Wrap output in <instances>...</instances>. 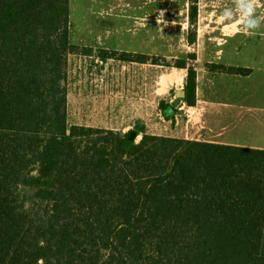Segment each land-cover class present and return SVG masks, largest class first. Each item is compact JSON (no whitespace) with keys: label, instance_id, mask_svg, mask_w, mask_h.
I'll use <instances>...</instances> for the list:
<instances>
[{"label":"trees","instance_id":"16d2710c","mask_svg":"<svg viewBox=\"0 0 264 264\" xmlns=\"http://www.w3.org/2000/svg\"><path fill=\"white\" fill-rule=\"evenodd\" d=\"M70 14L71 0H0V264H264V149L69 122L71 54L185 70L177 101L195 107L197 53L74 44ZM177 103L160 101L166 118Z\"/></svg>","mask_w":264,"mask_h":264},{"label":"rangeland","instance_id":"374dc122","mask_svg":"<svg viewBox=\"0 0 264 264\" xmlns=\"http://www.w3.org/2000/svg\"><path fill=\"white\" fill-rule=\"evenodd\" d=\"M191 4V0H71L70 37L75 44L101 42L109 47H122L124 51L131 47L138 51L145 49L169 61L196 52L198 59L190 62L198 71V109L201 112V120L194 127L197 130L195 137L208 139L205 121L208 122V115L214 110V101L219 103V108H225L227 102L236 103V107H255L263 93L264 84H260L258 71L249 77L244 76L241 84L235 83L232 76L226 80L224 75L221 80L211 79L210 83L212 71L206 65L214 51L218 50L222 59L226 51L227 61L255 67L260 59L258 52L264 50V37L259 35L264 33V23L256 35L239 34L236 38L228 39L225 46L226 39L237 31L239 22L238 13L231 20L224 17L226 8L235 12L234 0H198L199 12L195 26L189 21ZM260 4L257 14L264 16V1L260 0ZM193 28L197 32L195 45L188 41ZM149 32L152 33L151 38ZM258 42H263V45H258ZM235 46L240 47L238 53L233 51ZM223 48L225 51L219 53ZM166 68L153 65L154 80L155 73ZM179 74L182 78L183 73ZM181 103L186 113L190 107L183 101ZM231 129L228 134H237L236 142L246 141L241 138L239 128L233 129L236 130L234 132Z\"/></svg>","mask_w":264,"mask_h":264},{"label":"crops","instance_id":"0c3cea01","mask_svg":"<svg viewBox=\"0 0 264 264\" xmlns=\"http://www.w3.org/2000/svg\"><path fill=\"white\" fill-rule=\"evenodd\" d=\"M242 33L236 31L226 39L225 46L228 44V39L236 38ZM149 35L151 38L152 33L149 32ZM259 35L264 37V33ZM71 42L73 43L72 39ZM78 45L124 51L122 47H109L101 42ZM258 45H263V42H258ZM239 49L240 47L235 46L233 51L238 53ZM224 51V48L220 49L219 53ZM126 52L152 55V51L148 52L145 49L138 51L134 47L127 49ZM225 55L226 51L222 59L218 50L214 51L209 62L251 68L252 72L249 75H241L212 71L209 76L210 83L211 79L221 80L224 75L226 80L232 76L235 83L241 84L244 76L249 77L258 71L261 77L260 84H264V50L258 52L260 59L255 67L250 64L231 63L225 59ZM153 65L151 62L141 63L97 55L71 54L68 81L69 122L124 132L136 129L140 133L139 138L144 133H153L264 149V85L263 93L256 101L255 107L252 105L236 107V103L227 102L225 108H219V103L214 101V110L208 115V122L205 121L209 138L203 139L195 137L197 126L188 123L184 107L181 106L182 101H177L179 97L176 92L184 89L186 71L166 68L160 70L158 74L155 73L154 80ZM179 73H183L182 78ZM163 99L178 102L179 112L175 114L174 119L166 118L161 112L159 105ZM198 105L199 103L195 107L198 108ZM234 108L237 110L233 111ZM230 128L231 131L239 128L243 135L241 138L246 141L236 142L237 134H228Z\"/></svg>","mask_w":264,"mask_h":264},{"label":"clouds","instance_id":"9594fccd","mask_svg":"<svg viewBox=\"0 0 264 264\" xmlns=\"http://www.w3.org/2000/svg\"><path fill=\"white\" fill-rule=\"evenodd\" d=\"M234 4L235 12L231 8L225 9V19L231 20L238 13L237 31H242L245 35H256L264 23V16L257 14V8L261 6L260 0H234Z\"/></svg>","mask_w":264,"mask_h":264},{"label":"built area","instance_id":"2783aa9c","mask_svg":"<svg viewBox=\"0 0 264 264\" xmlns=\"http://www.w3.org/2000/svg\"><path fill=\"white\" fill-rule=\"evenodd\" d=\"M200 114H201V112L196 107L188 108L186 113H185L188 123L193 125V126H195L198 122H200V120H201Z\"/></svg>","mask_w":264,"mask_h":264},{"label":"water","instance_id":"95a60500","mask_svg":"<svg viewBox=\"0 0 264 264\" xmlns=\"http://www.w3.org/2000/svg\"><path fill=\"white\" fill-rule=\"evenodd\" d=\"M176 94H177V97L184 98L186 96V90L185 89H179V90H177Z\"/></svg>","mask_w":264,"mask_h":264}]
</instances>
